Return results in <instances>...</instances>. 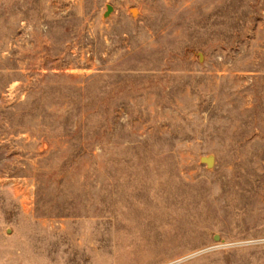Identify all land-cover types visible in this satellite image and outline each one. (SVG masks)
Segmentation results:
<instances>
[{"label":"rangeland","instance_id":"obj_1","mask_svg":"<svg viewBox=\"0 0 264 264\" xmlns=\"http://www.w3.org/2000/svg\"><path fill=\"white\" fill-rule=\"evenodd\" d=\"M0 264H264V0H0Z\"/></svg>","mask_w":264,"mask_h":264},{"label":"water","instance_id":"obj_2","mask_svg":"<svg viewBox=\"0 0 264 264\" xmlns=\"http://www.w3.org/2000/svg\"><path fill=\"white\" fill-rule=\"evenodd\" d=\"M112 7L109 6V10L111 9ZM203 161L207 162L208 164H213L214 163V158L213 157H203Z\"/></svg>","mask_w":264,"mask_h":264},{"label":"bare ground","instance_id":"obj_3","mask_svg":"<svg viewBox=\"0 0 264 264\" xmlns=\"http://www.w3.org/2000/svg\"><path fill=\"white\" fill-rule=\"evenodd\" d=\"M132 12H133L134 14H136V13H137V9H133Z\"/></svg>","mask_w":264,"mask_h":264}]
</instances>
